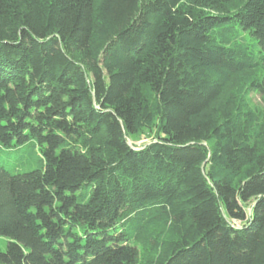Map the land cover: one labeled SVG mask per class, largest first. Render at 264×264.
<instances>
[{"label": "trees", "instance_id": "1", "mask_svg": "<svg viewBox=\"0 0 264 264\" xmlns=\"http://www.w3.org/2000/svg\"><path fill=\"white\" fill-rule=\"evenodd\" d=\"M254 90L264 0H0V264H264Z\"/></svg>", "mask_w": 264, "mask_h": 264}, {"label": "rangeland", "instance_id": "2", "mask_svg": "<svg viewBox=\"0 0 264 264\" xmlns=\"http://www.w3.org/2000/svg\"><path fill=\"white\" fill-rule=\"evenodd\" d=\"M250 97H251L252 106L255 107L256 110H258L262 122L264 123V93L254 90L251 91ZM146 141L147 139L141 138L133 142L131 141V143H134L135 145H141L143 143H146ZM4 247H5V240L4 238H0V248L3 249Z\"/></svg>", "mask_w": 264, "mask_h": 264}]
</instances>
